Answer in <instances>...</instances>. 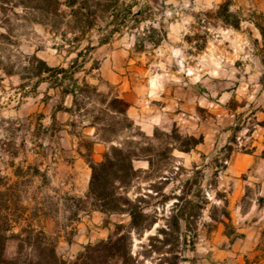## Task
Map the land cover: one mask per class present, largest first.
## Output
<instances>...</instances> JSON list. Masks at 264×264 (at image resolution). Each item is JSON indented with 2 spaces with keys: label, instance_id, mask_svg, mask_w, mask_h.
<instances>
[{
  "label": "rangeland",
  "instance_id": "rangeland-1",
  "mask_svg": "<svg viewBox=\"0 0 264 264\" xmlns=\"http://www.w3.org/2000/svg\"><path fill=\"white\" fill-rule=\"evenodd\" d=\"M85 1L89 0L82 2ZM94 3L97 26L89 29L80 45L66 46L50 59L52 66L74 72V78L84 89L77 97V105L71 108L74 117L71 129L78 133L84 123L92 122L99 129L100 140L103 137L110 141L109 147L134 141L142 148H151L148 154L154 166L150 168L144 159L134 161L139 172L129 193L146 214L143 225H152L151 230L140 235L132 234L133 256L140 264H168L167 261L213 264L206 243L218 224L211 216L223 217L224 199L228 201V193L233 188V181L227 183L225 168L237 157H264V0H119L116 5V0H94ZM126 5L130 6V14L121 23L115 15ZM17 12L24 15L21 8ZM13 23L23 25L20 50L26 54L22 45L27 43L47 49L60 42L41 28H32L23 21ZM71 26L74 27L71 30L64 29L68 39L81 35L79 27L74 23ZM172 26L178 31L165 37V31H170ZM109 27L117 31L111 38L118 46L114 50L118 53L96 52L95 46L86 51L88 40L96 41L98 34ZM133 42L135 50L130 53L128 65L127 54L119 51ZM81 51L84 56L73 66L71 60ZM109 53L116 62L114 70L133 79L138 88L144 79L155 80L151 86L153 103L163 106V110L161 114L153 112V117L149 113L148 120L157 121L151 134L136 124L145 137L130 136L134 131L126 130V126L131 119L126 121L110 113L107 110L110 97L102 103L103 98L93 89L94 86L98 89L97 81L105 84L96 67ZM28 66L25 62L12 69L27 75ZM34 82L21 81L17 74L0 80V168L3 175L13 176L19 167L20 176L23 175L19 180L25 182L22 201L26 213L13 223L10 235L31 223L43 226L44 222L47 226L45 219L51 217L47 234L57 240V252L63 256V245L58 251L59 237L73 241L77 232L69 228L71 220L89 204L67 195L64 169L59 170L52 160L55 154L52 143L59 140L56 131L60 125L43 120L45 104L38 92L32 91ZM115 87L111 85L106 92H98L115 95L118 94ZM68 88L72 87L67 80L64 89ZM150 122L147 124L151 125ZM175 126L181 135L203 136V143L190 152L175 149L172 154L168 153L166 134ZM155 131L156 138H153ZM79 142L86 149L83 155L87 160L91 157V140L81 138ZM226 157L229 158L225 162ZM248 175L250 172L239 174L238 179ZM195 180L200 182L201 189L193 185ZM251 181L241 202L243 210L250 207L258 192V185ZM185 193L194 204L204 195L209 202L199 219L194 217V209H188L193 214L190 225L197 228L194 243L191 242L194 232L185 228V222H179L184 228L181 237L176 231V202ZM34 216L40 218L34 220ZM224 220L229 233L235 227L230 220ZM98 222L96 227H102V231L89 243L116 238L118 232H125L122 226H130L131 219L128 215H107ZM17 244L12 238L7 242V257L16 254Z\"/></svg>",
  "mask_w": 264,
  "mask_h": 264
},
{
  "label": "trees",
  "instance_id": "trees-1",
  "mask_svg": "<svg viewBox=\"0 0 264 264\" xmlns=\"http://www.w3.org/2000/svg\"><path fill=\"white\" fill-rule=\"evenodd\" d=\"M82 1L84 0H0V28L3 29L0 32V70L7 76L19 75L21 81L35 80L32 87L34 93H37L39 85L43 82L47 81L51 83L52 87L61 88L68 80L72 88L63 89L62 95L71 94L73 96V107H75L77 97L82 94L84 89L74 78V72L62 66H50L36 54L22 52L20 50V39L23 34L20 33V29L23 25H15L13 21H23L27 25H32V28H41L53 38H59L60 42H56L52 46L58 51L64 50L66 46L77 47L83 37L87 35L89 29L97 26L98 15L92 9L95 6L94 0H89L91 3ZM118 1L116 0L114 5ZM75 7L77 10H74ZM19 8L22 9L24 15L17 12ZM129 14L130 6L126 5L121 13L115 16L120 18L121 23H124ZM72 23L79 27L81 35H75L73 39H68L67 31L64 29H73ZM38 49L43 50L45 47L39 46ZM91 49H93L91 43L86 45V51ZM83 56V51L77 53L76 58L71 60L73 66ZM25 62L29 64L25 68L27 75L13 72L12 68L16 64ZM10 63H13V65L9 66ZM22 85L20 88L24 89ZM93 89L103 98L102 103L105 101L104 98L110 97L107 105V110L110 113L129 121L126 115L129 104L125 100L120 98L118 94L112 95V92L99 93L95 86ZM126 130L134 131V134L130 136L145 137L140 128L131 120L129 125L126 126ZM97 133H99L98 128ZM153 138H156V131ZM166 138V151L170 154L175 149L190 152L204 141L203 136L181 135L176 126L170 133L166 134ZM101 140L110 143L109 140L103 137H101ZM149 151H151V148H142L139 143L130 141L125 144H112L104 153L103 160L100 162L94 161L91 157L87 159L92 171L87 199L90 201L92 209L107 215H128L131 223L128 228L122 226L121 228L125 232H118L116 238L109 237L107 240L88 243L83 246V250L74 259H67L59 255L57 240L48 235L42 227L32 223L23 227L19 233L10 235L13 223L17 219H22L26 213L22 201V187L25 182L19 180L23 177V175L20 176L21 169L19 167L13 171L14 178L13 176L3 175V170L0 168V264H140L133 256L132 234L134 232L140 235L146 230H151L152 225H143L146 214L143 208H139L135 201L129 197V193L131 183L139 172L134 167V161L144 159L149 162L150 168L154 166L151 154H148ZM228 158L226 157L224 161L226 162ZM10 166L13 167L14 165ZM193 185L201 187L198 180L193 181ZM202 191L205 192L206 190L203 189ZM188 197L185 193L177 198L175 219L178 224L176 231L181 237L184 228L181 227L179 222H185V228L191 233L194 232L191 241L193 242L197 228L190 225L192 222L189 221V218L193 217V214H190L188 209H194V217L199 219L209 202L205 195L198 204H194L193 200ZM224 197L226 198V196ZM180 203L182 206L179 205ZM227 207L228 201L224 199L223 217L216 219L211 216L212 220L227 225L224 220V218L230 220ZM232 234H235L234 229L229 232V235ZM241 236L236 234V237ZM11 238L17 240L18 244L16 254L9 258L6 256V244ZM167 262L168 264H178L177 262ZM257 262L258 260H247L246 264H256Z\"/></svg>",
  "mask_w": 264,
  "mask_h": 264
},
{
  "label": "crops",
  "instance_id": "crops-1",
  "mask_svg": "<svg viewBox=\"0 0 264 264\" xmlns=\"http://www.w3.org/2000/svg\"><path fill=\"white\" fill-rule=\"evenodd\" d=\"M110 27L104 33L98 34L96 41L88 40L91 46H95L96 52L118 53V51H114L118 46L114 45L111 38L117 34V31L110 30ZM177 31V28L172 26L170 31H165L164 36L168 38L175 35ZM105 39L106 41H103ZM22 49L28 54H36L50 66H52L50 59L54 58L57 55L56 53L59 52L52 46L51 48L39 50L32 43L22 45ZM134 50L135 42L128 43L126 48L119 51V53L127 54L128 65L130 64V53ZM111 53L101 58L96 69L105 81L104 85L99 84V81H97L98 91L106 92L111 85L116 86L119 97L129 104L126 112L127 117L141 126V129L147 134H151L154 129L153 125H156L157 121L150 122L148 120L149 113L152 116L153 112L161 114L160 111L163 110V106L158 107L153 103L152 95L154 92L151 86L155 84V80L144 79V84L138 88L133 79L122 76L114 70L117 69V66H115L116 62L112 59ZM5 77L7 76L0 70V80L2 81ZM65 87L66 83L61 88H54L46 81L39 85L37 92L45 104V108L42 110L43 120L47 121V124L55 122L60 125V128L56 131L59 140L53 142L54 148H51L52 152L55 150V154L52 157L51 152L50 157L55 161L59 170L64 169L66 179L63 181V185L67 189V195L77 197L85 202L88 201L87 194L92 171L83 155L86 149L81 146L79 141L81 138L91 140V158L96 162L103 159V154L108 149L109 143L100 140L97 127L92 122L84 123L78 133L71 129L74 118L71 110L73 96L71 94L62 95ZM162 95L163 93L159 94L161 97ZM58 104L61 107H58ZM148 122L151 125H148ZM141 165L145 167V164ZM224 172L227 183L230 184L229 181H233V188L228 193V210L230 221L235 227V234L229 235L225 230L224 223L216 222L218 225L206 243L207 251L212 255L213 264H246L247 260H258L256 264H264V157H237L229 162ZM247 172H250L248 177L238 179L239 174ZM251 179L258 185V192L256 198L251 200L250 207L243 210L241 202L246 195L247 188L252 184ZM87 204H89V207L80 210L69 225V228L77 232L73 241H63V237H59L58 251L60 246L63 245L64 257H75L84 245L94 242L100 235L99 231H102V227L98 228L96 225H98L99 220L107 215L93 210L89 201ZM33 218L36 220L40 217L34 216ZM50 218L45 219L47 226H44L43 219V226L39 224L36 226L42 227L46 233H49L51 229ZM236 234L242 236L236 237Z\"/></svg>",
  "mask_w": 264,
  "mask_h": 264
}]
</instances>
